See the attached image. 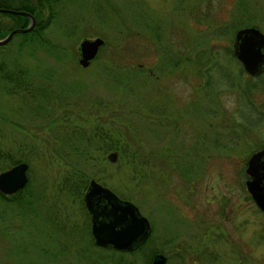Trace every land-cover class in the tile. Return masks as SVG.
I'll return each mask as SVG.
<instances>
[{"label":"rangeland","instance_id":"1","mask_svg":"<svg viewBox=\"0 0 264 264\" xmlns=\"http://www.w3.org/2000/svg\"><path fill=\"white\" fill-rule=\"evenodd\" d=\"M62 1L45 31L55 48H65L62 56L54 60L39 47L19 54V39L11 37L1 45L0 64L9 72V62L17 59L40 75L36 85H46L48 72H53V84H48L55 90L61 79L69 85L77 81L78 93L62 103H70L71 110L75 104L77 110H88L77 115L85 133L93 127L105 134L110 130L135 151L104 152L105 147L91 143L87 158L76 155L73 145L61 139L68 133L64 126L57 120L49 126V116L31 113L21 93L9 94V80L0 74V153L25 158L31 179L24 209L4 207L0 201V264L115 263L110 257L97 258L110 253L94 247L79 253L88 239L83 231L89 218L81 200L66 190L71 164L88 180L131 201L148 219L147 244L126 253V260L145 264L141 254L154 248V254L164 255V264H264V214L243 183L247 156L264 147V75H238L241 66L231 55L235 30L253 26L264 33V0H138L148 15L161 17V32L170 34L176 56L194 64L204 51L211 59L209 85L201 76L204 65H167L169 70L158 65L143 23L134 40L115 45L117 23L124 16L134 19L125 9L133 0ZM217 25L227 27L223 33L231 34L230 40L197 45L192 36ZM70 26L73 33L66 38L62 30ZM96 36L104 40L105 61L143 70L134 82L123 81L125 89L109 87L110 72L93 61L86 67L77 63L78 42ZM110 152L116 155L113 162L106 158Z\"/></svg>","mask_w":264,"mask_h":264},{"label":"trees","instance_id":"2","mask_svg":"<svg viewBox=\"0 0 264 264\" xmlns=\"http://www.w3.org/2000/svg\"><path fill=\"white\" fill-rule=\"evenodd\" d=\"M58 4H63L62 0H0V8L5 9H13L18 11H25L30 13L34 19L35 24L32 29L26 32L15 33L12 37H18V42L15 45L16 52L19 54L23 51L24 48H28V50L33 51L34 48L39 47V49L44 50L48 55L52 56L54 60L60 57V53L62 56V52H65V48L57 45L56 46L50 42V40L45 35L46 29L50 26V24L56 19L59 15V7ZM66 4V3H65ZM143 4L138 2V0H133L132 2H127L125 4V9L127 12L131 13V16H134L133 20H127V16H124L123 19L118 22L116 25V30L114 32V36L116 39L115 45L119 44L120 42L123 43L124 40L132 39L134 40L139 32V22L142 26L148 31V37L152 38V46H154L155 54L158 59V65H164L165 69H168L167 65H171V68L177 67L181 63H187L189 65H193L194 69L199 65H204L203 74L201 76L204 77V84L209 85L210 80V72L211 69L209 67L208 57L203 55L202 51L198 58L193 60L194 64H190L191 59L188 57L180 58L176 56V52L171 47V40L169 39L170 34H165L161 32V25H160V18L155 15H151L147 13ZM180 6V5H179ZM181 7V6H180ZM97 9L99 7L97 6ZM138 10V11H137ZM124 21V22H123ZM156 21V22H155ZM28 24V18L18 14H12L8 12H0V39L3 38L11 29L14 28H25ZM211 26V25H210ZM238 27V25H235ZM234 26V27H235ZM225 26L217 25V27H209L205 32L201 30L198 33H195V37L197 40V45L199 46H206L208 44L213 43L212 41L217 40L218 38H225L229 37L230 35L224 34L223 31L225 30ZM232 28V27H231ZM64 37L69 38L73 33V26L70 28H63L62 30ZM193 35V34H192ZM10 41V40H9ZM3 46L0 45V48ZM210 50V49H209ZM59 51V53H58ZM106 48L102 45L96 56L91 60L93 61V66H101V68L106 71L110 72L111 74V84L110 86H118L120 89H125V85L123 81L126 79L128 81L134 82L136 80L135 76L142 72L141 68H131L125 67L117 62L105 61L106 58L102 57V52L104 53ZM206 51V50H205ZM209 53H212L211 51ZM71 59V57H69ZM74 59V57H73ZM72 59V60H73ZM160 60V62H159ZM90 61V62H91ZM204 61V62H203ZM203 62V63H202ZM13 65V66H11ZM4 64H0V74L1 77L4 79L9 80V94H17L21 93V100L25 105H31L29 108L31 113L36 115H42L48 117L47 125L53 124L56 120L60 123L61 126L67 130L68 133L65 135L66 137L61 138L64 145H73L72 152L76 155L81 154L85 158L88 157L90 152L88 151V146L93 143L96 148H103L105 147V151H132L131 155L134 153V149H132L129 144H124L119 141L117 138L113 137V132L108 130V132H103L102 129H98L97 127H93L91 133L83 130L77 122V115L82 116L85 114L83 110L88 111L87 109L77 110L78 104L72 105L74 109L67 108V104L70 103H62L64 100H67L70 96H75L78 92L77 88V81L73 82L71 80V84L69 85L66 79H61L58 82V87L56 90L52 87L50 88V78L54 76L53 72L46 76L45 84H37L36 85V76L34 71L30 70V67L21 65L17 59H12L9 62V72L4 69ZM2 71V72H1ZM48 71V70H47ZM239 73L243 74V70L239 67ZM264 75V74H260ZM43 75H41L42 77ZM45 76V75H44ZM43 78V77H42ZM219 85L223 84L222 82H218ZM53 84V83H50ZM225 85V84H223ZM233 83L228 84V86H232ZM71 87V88H70ZM8 90V89H7ZM52 91V92H51ZM61 106L62 109L59 107ZM66 106V107H64ZM49 108V109H48ZM248 109L250 110L249 106ZM257 113L256 115H258ZM53 115V116H52ZM250 115V114H249ZM71 116L73 118L71 119ZM259 117H256V121ZM26 162L25 158L21 156H15V154L9 153H0V170H5L10 166L18 163V162ZM133 162V160H132ZM137 164V163H136ZM139 166V164H137ZM244 165V163H243ZM70 171L66 175V190L70 195H75L79 198L82 202V194L88 182V176L84 173V171L75 164H71ZM28 171V169H27ZM244 171V170H243ZM244 177L246 175L244 173ZM30 176L28 175L27 181L22 188L17 190L12 194H2L0 193V201L2 202V206H9L13 208L24 209L27 204V195L29 196L30 193H27V188L29 187L30 183ZM244 183V182H243ZM65 185V184H64ZM65 189V188H64ZM84 207V206H83ZM256 207V206H255ZM257 208V207H256ZM259 210V209H258ZM260 211V210H259ZM18 212L22 214V211ZM261 212V211H260ZM264 214V213H263ZM83 231V230H82ZM84 232V236L88 239L87 241L82 243V249L79 251L80 254H84L88 252V250L92 247L96 248L97 250L101 251H108L110 253L109 256H101L98 255L97 258L100 259L104 257H110L111 259H115L113 264H135L133 259L126 260L127 254H133L134 252H138L142 250L149 239L145 240L139 247L135 250L130 252H119L116 250H112L109 248H102L96 246L93 243V240L89 233V222H87V229ZM80 237L81 239L84 237ZM58 245V244H56ZM55 246V245H54ZM57 248L62 249L63 245L56 246ZM156 252L154 248H149L148 251L143 255L145 264H148L151 260L152 255ZM127 253V254H126ZM96 258V259H97Z\"/></svg>","mask_w":264,"mask_h":264},{"label":"water","instance_id":"3","mask_svg":"<svg viewBox=\"0 0 264 264\" xmlns=\"http://www.w3.org/2000/svg\"><path fill=\"white\" fill-rule=\"evenodd\" d=\"M0 12L22 15L28 18L25 28L11 29L3 38V45L15 33L26 32L33 28L34 17L25 11L0 8ZM104 40L99 37L82 38L77 45V63L86 67L96 56ZM231 55L239 62L248 76L264 73V33L258 28L247 26L238 28L233 34ZM113 162L114 152L106 155ZM27 163L21 161L0 172V193L12 194L22 188L27 181ZM244 187L254 205L264 213V147L251 152L246 160ZM84 208L89 218V233L96 246L119 252H130L145 242L151 228L135 204L119 198L108 187L89 179L82 194ZM161 253L153 255L150 264H164Z\"/></svg>","mask_w":264,"mask_h":264}]
</instances>
